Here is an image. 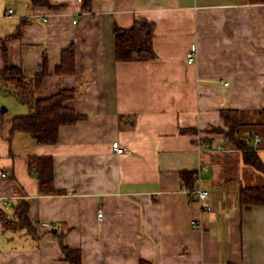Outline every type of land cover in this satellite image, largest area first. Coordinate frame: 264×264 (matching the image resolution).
<instances>
[{
  "label": "crops",
  "instance_id": "1",
  "mask_svg": "<svg viewBox=\"0 0 264 264\" xmlns=\"http://www.w3.org/2000/svg\"><path fill=\"white\" fill-rule=\"evenodd\" d=\"M49 3L0 0V38L13 36L7 60L26 77L45 61L37 98L73 90L67 106L84 118L61 126L55 144L10 138L12 118L29 109L0 85L3 211L13 217L25 203L33 231L0 224V264H67L60 233L82 264H264V207L240 204L241 190L264 188V174L243 161L253 152L264 165V3ZM140 19L154 23L156 58L115 61L114 27ZM191 45L195 60L187 63ZM71 46L76 71L59 75ZM233 114L240 149L223 133ZM114 141L124 153L113 151ZM33 156L53 159L54 193L39 190L27 165ZM184 171L195 175L192 192ZM198 189L208 192L203 202Z\"/></svg>",
  "mask_w": 264,
  "mask_h": 264
},
{
  "label": "trees",
  "instance_id": "2",
  "mask_svg": "<svg viewBox=\"0 0 264 264\" xmlns=\"http://www.w3.org/2000/svg\"><path fill=\"white\" fill-rule=\"evenodd\" d=\"M248 3H264V0H247ZM33 7H51L49 0H30ZM84 8V6H83ZM154 23L146 19L135 21L129 28L114 27V58L117 62H132L141 60H153L156 58L153 46ZM7 36L0 38V51L3 59V68L0 69V85L4 91L14 96L20 103L25 104L29 112L23 116L13 117L9 129L10 138L16 133L27 134L36 144H55L58 141L59 128L73 125L84 117L77 114L67 106V102L74 96L73 90L60 89L57 93L46 97L37 98L36 90L41 86L47 71L45 61L41 71L35 76L28 78L19 66L10 65L7 56ZM73 47L62 50L61 63L56 68L59 75H72L75 73V54ZM227 131L223 132L226 138L236 148H243L240 138L235 135L239 128V119L236 114L225 118ZM241 143V144H240ZM243 161L264 174V165L259 157L253 152H244ZM27 165L31 172L35 173L38 180L39 190L43 193L52 194L53 159L50 156H33L27 159ZM185 188L193 191L195 175L192 172H182ZM240 204L245 207H264V188L243 189L240 193ZM15 217V220L11 219ZM13 217L7 216L0 209V224L10 230L26 229L33 234L28 220V207L25 203L16 207ZM62 260L67 264H82L79 249L71 248L64 244L63 235H58ZM140 264H149L141 261Z\"/></svg>",
  "mask_w": 264,
  "mask_h": 264
},
{
  "label": "built area",
  "instance_id": "3",
  "mask_svg": "<svg viewBox=\"0 0 264 264\" xmlns=\"http://www.w3.org/2000/svg\"><path fill=\"white\" fill-rule=\"evenodd\" d=\"M8 12L11 13V10H9ZM195 55H196V46L195 45H191L189 47V50L187 51V53L185 55L186 62L187 63H192L195 60ZM219 148H221V147H219ZM112 149L117 154H121V153H124L125 152L124 151L125 149H123L122 147H120L117 141H114L112 143ZM0 177L1 178L6 177V173L3 172L2 170H0ZM195 194H196V196H197V198H198V200L200 202H203L207 198V196H208V192L206 190H204V189H198L197 191H195ZM8 206H9L8 199L5 196H1L0 195V207L7 208ZM101 215H102V213L99 211L97 213V217H101ZM43 225L47 226V223H43Z\"/></svg>",
  "mask_w": 264,
  "mask_h": 264
},
{
  "label": "rangeland",
  "instance_id": "4",
  "mask_svg": "<svg viewBox=\"0 0 264 264\" xmlns=\"http://www.w3.org/2000/svg\"><path fill=\"white\" fill-rule=\"evenodd\" d=\"M2 107H3V108H5V107H6V105H3ZM0 209H2V210H3V209H5V207H4V208L0 207Z\"/></svg>",
  "mask_w": 264,
  "mask_h": 264
},
{
  "label": "bare ground",
  "instance_id": "5",
  "mask_svg": "<svg viewBox=\"0 0 264 264\" xmlns=\"http://www.w3.org/2000/svg\"><path fill=\"white\" fill-rule=\"evenodd\" d=\"M9 13H10V12H9ZM9 13H6V15L9 14Z\"/></svg>",
  "mask_w": 264,
  "mask_h": 264
}]
</instances>
